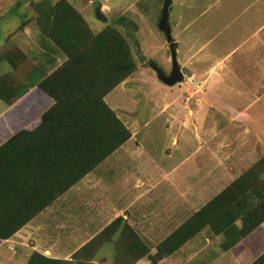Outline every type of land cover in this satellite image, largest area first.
Segmentation results:
<instances>
[{
	"label": "crops",
	"instance_id": "1",
	"mask_svg": "<svg viewBox=\"0 0 264 264\" xmlns=\"http://www.w3.org/2000/svg\"><path fill=\"white\" fill-rule=\"evenodd\" d=\"M170 4L175 5L176 9L174 19L168 25L176 54L178 50L180 53L181 63L177 59L178 63L187 68L191 76L199 79L198 91L202 90V93L201 98L192 101L196 106H191V115L188 114L189 109L176 98L178 89H175L173 99L162 103V111L170 109V118L177 119L178 106L172 109L177 104L187 110L186 119L195 114L197 118L200 108L206 104L207 113L209 107H215L219 113L223 112L231 119L238 117L240 124L246 123L251 119L247 109L250 103L232 104L226 101L224 93L227 87L233 89L230 79L234 78L241 85L234 93L236 97L244 95V83L255 85L253 89L256 98L261 97L257 91L264 83V0H171ZM198 20L201 21L200 25ZM194 24L199 27L192 28ZM26 39V46L21 47L27 62L22 81L25 78L24 81H30V75L31 79L37 81L45 78L66 59V55L41 33ZM225 80L226 86L220 88ZM121 83L123 81L115 87L123 90ZM160 83L164 86V83ZM109 92L103 97L105 102ZM53 104L54 99L37 83L10 104L5 102L0 110V145L20 130L31 131L38 127L42 115ZM107 105L110 107L109 103ZM223 108H231L230 113L235 111L234 115L230 116ZM208 114L207 120L210 119ZM204 115L206 117V112ZM206 122L205 119V125ZM126 125L130 127L131 135L109 154L113 156L107 169L100 166V161L36 212V203L44 202L49 197L48 189L59 187L65 182L60 169L51 168L55 164L51 157L60 156L65 150L61 152L60 148L49 147L44 135L34 133L20 136L13 142L9 154L0 156V230L4 232L19 220L29 218L11 235L0 238V264H24L35 251L47 257L69 260L117 217L131 225L134 233L141 238L144 235L143 250L148 248L146 254L138 255L124 264H192L199 250L209 247L212 240H218L220 251L213 257L219 262V257L245 239L224 249L221 245L225 239L224 234L216 233L206 226L197 233L206 228V232L217 238L212 239L205 234L200 246H195L192 244L195 233L174 252L152 263L149 255L156 252L157 244L236 177L220 188L222 176L228 172L221 168L220 158L213 159L212 163V169L217 168V172L206 169V153L209 155L210 150H206L204 136L200 144L203 157L196 159L194 167L181 172V179L174 175L178 164L154 160L148 150L138 146L140 140L136 142L139 134L137 129ZM205 130L206 135L214 137V127L206 125ZM256 139L262 141L259 137ZM171 144H177L175 136ZM161 152L167 158L170 157L167 148L161 149ZM130 158H138L135 168H123V161ZM144 163L150 166L148 171L143 168ZM116 187L120 188L117 193L119 196L113 193ZM217 188L216 192L206 198L210 190ZM235 224L239 227L241 220L236 219ZM119 229L115 230L117 235ZM113 242L112 239H101L89 264H114ZM227 260L219 264L237 262L234 256Z\"/></svg>",
	"mask_w": 264,
	"mask_h": 264
},
{
	"label": "rangeland",
	"instance_id": "2",
	"mask_svg": "<svg viewBox=\"0 0 264 264\" xmlns=\"http://www.w3.org/2000/svg\"><path fill=\"white\" fill-rule=\"evenodd\" d=\"M58 1L0 0V75L7 76L11 83L20 81L25 77L27 62L21 47L26 46V38L37 37L41 33L37 21L40 7L45 9V5ZM67 1L78 9L77 11L83 16L94 34L106 25H110L115 27L129 43L136 69L121 83L124 89L121 90V87L113 88L108 93L106 102L109 103L110 107L116 109L115 113L126 127L128 124L132 129H137L139 134L136 142L138 143L140 140L138 146L143 147L145 151L148 150L156 161L163 160L165 164L169 162V164H178V169L174 175L182 179L181 172H184L188 167H194L196 159L203 157V150H200L202 145L200 144H202L205 136L206 150L208 152L210 150L209 155L206 153V169L217 172V168L212 169V163L213 159L220 158L222 160L221 168L228 172L222 176L223 181L220 188L230 182L232 178H237L248 170L261 171L257 184L264 181V83L262 88L257 91L261 97L256 98V92L253 89L255 85L248 84V86L246 83L242 85L244 95L236 97L234 93L237 91V87H241V85L235 82L234 78L230 79L233 89L229 90L227 87V91L224 93L227 98L226 101L232 104L236 103L235 105L250 103L247 109L251 119L247 120L246 123L240 124L238 117L231 119L223 112L219 113L218 108L215 107H209L208 114L206 104L200 108L197 118H195L196 114L194 113V116H189L186 119L187 110H190L192 105L196 106L192 101L201 98L202 90L198 91L199 79L196 76L184 75L183 81L170 86L166 84L162 86L155 70L150 66V63H154L165 73L169 72L171 66L166 30L160 25L163 0ZM96 6H99L103 14L107 16V21H102L96 17L94 13ZM175 12V5L170 4L168 8L169 25L174 19ZM200 20L197 21L198 25L201 24ZM197 27L199 26L196 24L192 26V28ZM178 46H180L179 43ZM18 51L22 53V56L19 55L17 64L11 67L4 57H9L8 53H17ZM177 59L181 63L179 50ZM225 83H227L226 80L220 85V88H224ZM175 89L179 91L176 98L187 110L174 104L172 109L178 106L177 119H172L170 118V109L162 111L161 105L173 99ZM257 99L259 100L256 101ZM4 105L5 102L0 100V110ZM223 109L228 111L230 116L234 115L235 111L233 114L230 113L231 108ZM189 110L188 114L191 115V110ZM204 112H206V117ZM207 114L210 115L209 120H207ZM205 119L206 125L215 128L214 137L209 134L206 135ZM127 128L130 131V127ZM174 136L177 139L176 145L171 144ZM257 137L261 138L262 141L257 140ZM164 148L170 151L168 152L170 153L169 158L161 152V149ZM112 156L113 154L107 156L108 159L106 157L102 160L100 166L107 169L111 164ZM137 161L138 158H130L123 161L122 167L132 170ZM143 168L148 171L150 166L148 163H144ZM218 189L210 190L206 194V198ZM119 192L120 188L118 187L113 191L114 195L118 196L120 195L117 194ZM106 227L98 236L99 239L96 240L99 242L101 238H107L114 241V264L128 263L130 259L133 260L143 250L145 236L143 235L142 239L136 233L133 234V227L128 225L126 221L123 222L120 218L115 224L108 225L107 229ZM118 228L120 229L117 235L114 229ZM206 231L205 228V230L197 233L192 244L200 246L205 234L212 239L217 238ZM212 241L209 246L212 249L209 250V247L206 246V249L199 250L198 257L192 260V264H219V262L228 261L227 259L232 256L237 259V262L233 264H248L255 254L264 251V221L250 236L219 257V262H216L213 257L220 251L217 244L218 240ZM92 252L91 246H87L75 254V260L87 263ZM214 261L215 263H213Z\"/></svg>",
	"mask_w": 264,
	"mask_h": 264
},
{
	"label": "trees",
	"instance_id": "3",
	"mask_svg": "<svg viewBox=\"0 0 264 264\" xmlns=\"http://www.w3.org/2000/svg\"><path fill=\"white\" fill-rule=\"evenodd\" d=\"M45 6V9L40 7L37 18L40 32L66 55V59L39 81L31 79L30 75V81L13 85L7 76L0 75V99L8 104L22 96L34 83L54 99V104L42 115L38 127L31 131L20 130L0 145V156H4L9 154L13 142L20 136L40 133L49 147L60 148L61 152L65 150L64 154L51 157L55 161L51 168L60 169L65 182L59 187L49 188V197L36 203L34 212L47 205L130 137L129 129L103 97L136 69L129 43L115 27L106 25L94 34L79 11L67 0ZM8 55L4 58L15 66L17 57L22 53L18 51ZM260 173L248 170L235 178L158 243L156 252L149 255L151 262L171 254L206 226L224 234L225 239L221 243L224 249L250 236L264 221V181L257 184ZM120 218L117 217L109 225ZM28 219L19 220L4 232L0 230V238L11 235ZM236 219L241 220L239 227L235 224ZM101 234L78 251L87 246H93L95 251L100 243L96 239ZM77 252L71 259L65 260L35 251L25 264H89L92 254L87 263L77 262ZM147 252L145 247L139 255ZM248 264H264V251L255 254Z\"/></svg>",
	"mask_w": 264,
	"mask_h": 264
},
{
	"label": "water",
	"instance_id": "4",
	"mask_svg": "<svg viewBox=\"0 0 264 264\" xmlns=\"http://www.w3.org/2000/svg\"><path fill=\"white\" fill-rule=\"evenodd\" d=\"M171 0H163L162 9H161V19L160 25L165 28L167 38H168V48L170 54V70L165 73L163 70L155 65L154 63H150V66L155 70L157 78L164 84L170 85L175 84L176 82H180L184 80V75L191 76V72L182 66L179 65L177 60L176 48L174 43L171 41L170 35V27L168 25V7L170 5ZM94 13L96 17L102 21H107L108 18L103 14L101 8L96 6L94 9Z\"/></svg>",
	"mask_w": 264,
	"mask_h": 264
}]
</instances>
